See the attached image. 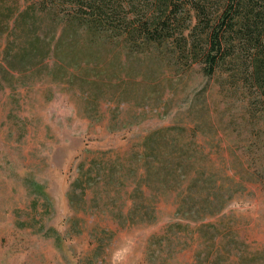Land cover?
<instances>
[{"label": "rangeland", "instance_id": "1", "mask_svg": "<svg viewBox=\"0 0 264 264\" xmlns=\"http://www.w3.org/2000/svg\"><path fill=\"white\" fill-rule=\"evenodd\" d=\"M23 9L0 0V264H199L223 243L264 264V114L241 89L173 43L51 40L11 67Z\"/></svg>", "mask_w": 264, "mask_h": 264}, {"label": "trees", "instance_id": "2", "mask_svg": "<svg viewBox=\"0 0 264 264\" xmlns=\"http://www.w3.org/2000/svg\"><path fill=\"white\" fill-rule=\"evenodd\" d=\"M4 1L12 7L24 5L13 22L26 33L19 37L21 50L12 56L11 67L16 61L29 65L35 57L43 59L50 53L51 40L56 45L79 39L130 47L174 44L178 61L197 62L204 76L218 75L230 89L240 88L249 116L264 114V0ZM45 24L49 28L36 34ZM54 27L60 28L58 34ZM207 205L198 209L215 214L223 206L219 200ZM225 244L214 256L210 253L207 262L204 253L199 264H256L255 256L224 261L229 251Z\"/></svg>", "mask_w": 264, "mask_h": 264}]
</instances>
